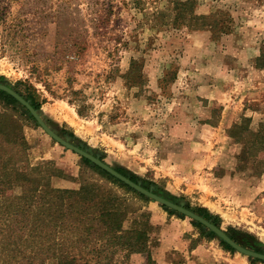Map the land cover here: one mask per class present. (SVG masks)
<instances>
[{
	"label": "rangeland",
	"instance_id": "rangeland-1",
	"mask_svg": "<svg viewBox=\"0 0 264 264\" xmlns=\"http://www.w3.org/2000/svg\"><path fill=\"white\" fill-rule=\"evenodd\" d=\"M172 1L0 0V82L34 92L39 111L57 133L73 134L75 144L114 168L157 182L194 211L205 201L186 182L212 183L236 168L241 207L227 208L223 215L209 210L225 231L264 244V148L258 149L264 146L257 143L264 132L256 133L264 123V67H258L264 64V0H197L196 13H215L229 26L224 33L156 20L153 12ZM135 60L142 65V85H135L136 74L124 77ZM20 118L32 164L56 163L55 158L75 164L79 174L73 189L80 187L81 171L93 175L78 153L37 120ZM236 124L243 129L235 130ZM230 133L242 134L241 139ZM253 147L260 157L250 156ZM171 165L178 177L163 169ZM58 179L53 178L56 187ZM136 202L155 226L153 254L163 233L176 231L181 218L193 228L184 239L198 233L222 245L194 219L152 199ZM131 260L142 264L144 258L134 254Z\"/></svg>",
	"mask_w": 264,
	"mask_h": 264
},
{
	"label": "trees",
	"instance_id": "trees-1",
	"mask_svg": "<svg viewBox=\"0 0 264 264\" xmlns=\"http://www.w3.org/2000/svg\"><path fill=\"white\" fill-rule=\"evenodd\" d=\"M197 3V0H173L171 6L157 10L153 15L156 20H173L172 24L185 25L191 30L228 31L229 26L220 22L215 13L197 14ZM140 65L133 61L131 69L124 75L130 79L136 74L139 80H133L135 85L145 81ZM258 67H264V64ZM15 90L30 100L37 110L41 109L34 92L18 87ZM0 105V264H136L131 260L134 254L143 256L142 264H156L151 248L155 226L143 205L136 202L150 199L83 156V164L93 171V175L81 171L78 189L54 186L53 178H67L66 172L53 160L32 164L29 157L30 146L20 116L26 114L32 120L36 119L15 97L1 89ZM234 128L241 130L242 125L236 124ZM262 132L264 123L256 133ZM230 136L239 141L242 134L230 133ZM70 137L75 141L73 134ZM257 143L264 146V138L257 139ZM258 147L259 150L264 148ZM254 149L257 148L249 151L250 156L260 157L259 150L255 153ZM115 168L135 181L141 180L147 188L154 186L158 194L180 202V198L165 191L157 182H147L123 166ZM186 206L192 209L188 203ZM195 211L220 227L218 217L207 207L201 206ZM193 222L203 226L196 220ZM226 232L240 244L264 252V244L254 236L238 231L234 234ZM205 233L218 237L211 230ZM220 242L224 248L236 251L224 240Z\"/></svg>",
	"mask_w": 264,
	"mask_h": 264
},
{
	"label": "crops",
	"instance_id": "crops-1",
	"mask_svg": "<svg viewBox=\"0 0 264 264\" xmlns=\"http://www.w3.org/2000/svg\"><path fill=\"white\" fill-rule=\"evenodd\" d=\"M56 159V164L58 167L62 168L66 174L67 178H60L57 181L61 184L62 188L75 187L74 181L78 177L79 167L75 164L69 162L59 161ZM159 168H163L160 166ZM169 171L171 176L178 177L179 171L176 166H169L163 168ZM168 173L166 172V175ZM238 170L235 168L234 171H230L227 174H223L219 179L209 182L204 178L197 179L195 182H186L189 189L193 191L201 192L204 205L208 209H218L220 215L223 212L235 210L237 207H241L240 196H238L239 191L237 188V183L240 180L238 175ZM264 174V173H263ZM59 178V177H58ZM254 190L249 188V196ZM247 193V194H248ZM232 206V208H231ZM213 207V208H212ZM239 210H236L233 215L238 216ZM242 213V212H240ZM178 226L176 231L164 232V238H161V243L159 247L154 251V259L157 264H250L251 260L245 258L241 254H235L227 251L222 245L217 241L207 240L204 238L200 239V234L192 233L190 239H184V234L186 232H192L193 228L186 220L176 219ZM173 224V223H172ZM176 225L174 227H176ZM176 229V228H175ZM167 233V234H166ZM196 240V238H198ZM170 243V244H169Z\"/></svg>",
	"mask_w": 264,
	"mask_h": 264
},
{
	"label": "water",
	"instance_id": "water-1",
	"mask_svg": "<svg viewBox=\"0 0 264 264\" xmlns=\"http://www.w3.org/2000/svg\"><path fill=\"white\" fill-rule=\"evenodd\" d=\"M0 89L6 91L7 93L11 94L13 97H15L22 105H24L30 113L33 115V117L37 120V122L40 124V126L45 130L47 134H49L52 138H54L57 142L61 143L66 148L78 153L80 156H83L87 159H89L94 164L100 166L102 169L106 170L116 178L120 179L139 193L144 194L145 196L149 197L150 199L165 205L169 207L170 209L176 210L181 214H184L201 224H203L205 227H207L209 230L216 233L220 239L227 242L229 245H231L234 249L239 251L242 254H245L249 257L260 259L264 261V252L257 251L253 248L244 246L237 242L235 239H233L223 228L219 227L216 223H214L212 220L204 217L203 215L197 213L196 211L188 208L185 205V202H175L172 201L157 192L154 191V187L147 188L143 186L141 181H135L131 179L129 176L121 173L116 168L105 162L100 154H96L93 151H91L89 148L85 147L83 144H75L72 142V139L69 135L62 136L59 133H57L43 118V114L41 111L37 110L30 100L26 99L24 96H22L19 92H17L13 87L9 86L7 83L0 82Z\"/></svg>",
	"mask_w": 264,
	"mask_h": 264
}]
</instances>
